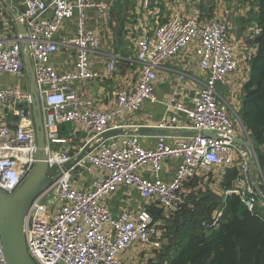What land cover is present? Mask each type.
Instances as JSON below:
<instances>
[{"label":"built area","instance_id":"2783aa9c","mask_svg":"<svg viewBox=\"0 0 264 264\" xmlns=\"http://www.w3.org/2000/svg\"><path fill=\"white\" fill-rule=\"evenodd\" d=\"M22 1L24 12L7 17L0 28V75L28 79V42L43 115L47 163L50 169H62L60 177L34 200L30 210L33 226L27 231V247L37 264H123L121 256L136 243H150L154 249H161L160 225L151 209L123 210L115 215L104 203V198L121 186L136 188L145 200L155 198L163 215L169 217L182 209L184 188L199 174L207 177L216 170L236 167L237 174L226 195L238 197L252 214L264 212V171L259 158L236 142L237 137L249 143H254L253 139L241 113L231 114L229 104L220 94L219 85L226 84L239 68L237 49L230 41L225 21L203 20L199 13H193L143 32L134 57L140 65L137 82L131 87H119L112 107L103 109L93 98L81 96L75 84L117 71L120 57L115 54L109 56L105 72L95 69V55L103 44V36L88 25L89 10L108 13L110 3ZM71 19H76L77 29L65 44L77 48L75 70L61 72L53 63L60 50L57 34ZM17 21L25 24L27 39L17 31ZM252 32L254 37L260 35L258 24ZM192 46L205 77L195 76L198 86L192 96L188 95L189 102L180 99L187 90L185 85L172 92L164 103L166 112L154 126L177 132L194 130L197 134L161 135L153 146L145 145L141 135L129 132L104 139V133L124 129L116 123L117 119L137 114L146 104L162 103L155 92L159 68ZM255 54L251 51L248 59L251 61ZM186 76L189 73L182 79ZM0 108L19 121L14 128L0 126V190L13 193L38 162L37 128L29 87L0 85ZM62 124H73L77 129L64 137L60 133ZM77 131L85 134L79 154L86 148L87 151L74 167L65 170L74 157L56 147L74 141ZM205 131H214L217 137L204 136ZM169 159L178 160L179 164L171 179L164 180L161 173ZM148 167L150 177L142 173ZM253 168L261 172L260 183L255 181ZM78 169L95 174L88 190L80 189L75 182ZM49 193L55 196L51 201ZM224 217L225 209L218 208L201 226L206 232H213L220 228ZM0 264H9L1 231Z\"/></svg>","mask_w":264,"mask_h":264},{"label":"crops","instance_id":"0c3cea01","mask_svg":"<svg viewBox=\"0 0 264 264\" xmlns=\"http://www.w3.org/2000/svg\"><path fill=\"white\" fill-rule=\"evenodd\" d=\"M100 1L109 2L111 9L108 13H100L96 9H91L88 12L89 27L103 36V44L95 55L97 60L95 69L99 72H105L108 58L112 54L118 55L120 60L117 71L114 74L75 84V88L81 96L93 98L96 105L100 108H111L118 88L123 86L131 87L138 80L140 65L134 60V57L137 52L138 39L143 32L152 30L170 19L177 17L186 18L193 13H199L203 20L219 19L225 21L229 26L230 41L237 49L239 68L228 79L226 84L219 85V89L221 97L231 108V114L234 112L241 113L245 84L250 77L251 71V61L248 59L247 54L251 51L257 52V37L253 36L252 30L253 26L258 24V0H150L147 4L137 0ZM24 10L25 4L22 0H2V5L0 6V28H2L4 19L9 16L16 17L21 15ZM50 13L46 16H49ZM18 22L24 26L25 24L21 21L16 22L15 27L21 33ZM76 29L77 21L76 19H71L65 22L57 34V40L60 41V50L53 57V63L61 72L75 70L77 48L65 44V40L73 36L76 33ZM27 72V80L0 75V85L20 84L28 86L30 89V72L28 68ZM158 73L159 79L156 83L155 92L162 103L146 104L137 114L116 120V123L123 125L125 131L130 133H136L141 126L152 127L160 131L161 134L157 135L152 133L142 135V141L147 146H153L157 137L161 135H182L180 131L158 130L154 125L161 120L166 112L167 106L164 103L169 101L172 92L185 85L187 90L184 91V96H180V99L182 98L184 101L189 102L190 98L188 95L192 96L194 89L198 86L195 76L201 79L205 77L203 70L198 67L193 46L163 63ZM185 73H189L190 76L182 79ZM178 115L181 118L184 117L182 113H178ZM18 123V118L15 115L6 113L0 108V126L6 124L14 128L17 127ZM76 129L77 127L73 124H62L60 133L62 136L67 137ZM84 138L85 134L77 131L74 141L56 148L69 151L75 159L81 154H79V151L84 143ZM262 148L264 150V145ZM178 164V160L169 159L162 170V178L170 180ZM232 169L237 171L236 167L231 169L222 168L205 177L208 180L211 176H214V181L224 183L227 173ZM142 173L147 177L152 176L149 167L145 168ZM253 176L256 179L255 181L260 183V176L255 168H253ZM198 178L204 177L199 174L193 181ZM94 179L95 174H89L81 169L75 172V182L82 190H88ZM189 184L184 188L185 197L189 192L187 190ZM104 203L109 206L111 212L115 215L123 210L137 211L142 208L151 209L155 207L161 209L160 215L154 214L157 219L164 218L162 208L158 206L156 199H143L137 189L132 186H121L116 193L105 197ZM206 233L209 234V232ZM181 240H177L179 241L178 251L184 244V241ZM174 256L166 255L164 247L154 249L150 243H136L131 250L121 256V260L123 264H167Z\"/></svg>","mask_w":264,"mask_h":264},{"label":"trees","instance_id":"16d2710c","mask_svg":"<svg viewBox=\"0 0 264 264\" xmlns=\"http://www.w3.org/2000/svg\"><path fill=\"white\" fill-rule=\"evenodd\" d=\"M258 3L260 41L257 42V52L250 63V77L245 84L241 116L253 142L263 146L264 0H258ZM257 156L264 171V155L257 153ZM236 173V169L227 173L226 188L232 186ZM191 196L192 201L188 206L192 207L181 216L184 219L181 226V241L184 244L167 264H264V215L250 213L238 197L229 196L220 228L207 234L201 221L209 219L218 209L215 202L217 198L205 192Z\"/></svg>","mask_w":264,"mask_h":264},{"label":"water","instance_id":"95a60500","mask_svg":"<svg viewBox=\"0 0 264 264\" xmlns=\"http://www.w3.org/2000/svg\"><path fill=\"white\" fill-rule=\"evenodd\" d=\"M21 34L27 39V31L25 26L18 22ZM260 37L257 38V42ZM26 64L30 72V91L32 95V105L34 112V120L37 128V160L33 169L26 175L22 183L13 193H7L0 190V231L3 240L5 254L9 264H37L31 257L27 247V231L33 226V220L30 217V210L34 200L47 190L62 174V169H50L47 163V147L45 140L43 115L40 105L39 96L35 85V73L32 65L31 56L29 54L28 42H26ZM128 133L123 129H113L103 134L104 139L117 136L119 134ZM130 133V132H129ZM148 133L161 134L160 131L152 127L141 126L136 131L138 135H146ZM183 136L197 134L196 131L183 129ZM204 136L217 137L214 131L203 132ZM236 142L249 148L253 155L255 149L253 143H249L239 137ZM87 148L82 154L74 159L73 162L64 167L65 170L74 167L83 157ZM160 208H151V212L160 215Z\"/></svg>","mask_w":264,"mask_h":264},{"label":"rangeland","instance_id":"374dc122","mask_svg":"<svg viewBox=\"0 0 264 264\" xmlns=\"http://www.w3.org/2000/svg\"><path fill=\"white\" fill-rule=\"evenodd\" d=\"M253 145L255 149V154L264 152L262 146L258 145L255 142L253 143ZM257 171L261 179V172L259 169H257ZM225 182L223 183L221 181H214V176H211V178L208 180L206 177L201 178V179L199 178L196 179L195 181H193L191 184L187 186V190L189 192L187 196L185 197V202H184L182 209L173 216H169V217L164 216V218L157 219L160 225V231L162 234L161 242L163 243V247H164V251L166 252V255L173 256V255H176V253L178 252V242L181 240V233H182L181 231L183 230L181 225L184 224V219L181 216L183 212L186 211V209L188 210L189 208L192 207V206H188L189 204H191V201H192L191 194L199 195L201 192L208 193L213 198H217L215 199L217 208L225 209L226 204H227V198H228V196L226 195V190L228 188H226ZM54 197L55 196L53 193H49L48 200L51 201V199H54ZM261 215H264V212H261ZM199 229L201 230V227H199Z\"/></svg>","mask_w":264,"mask_h":264}]
</instances>
